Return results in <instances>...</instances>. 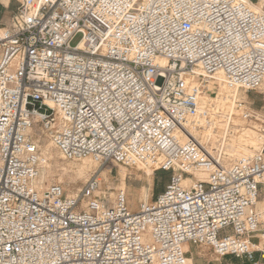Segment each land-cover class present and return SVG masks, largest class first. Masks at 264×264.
I'll return each mask as SVG.
<instances>
[{
	"label": "built area",
	"instance_id": "2783aa9c",
	"mask_svg": "<svg viewBox=\"0 0 264 264\" xmlns=\"http://www.w3.org/2000/svg\"><path fill=\"white\" fill-rule=\"evenodd\" d=\"M250 2L18 0L0 28V264H187L184 244L264 260V143L226 161L188 135L210 115L213 75L246 92L263 81L264 12ZM35 126L66 160L170 178L135 212L96 173L66 194L42 180Z\"/></svg>",
	"mask_w": 264,
	"mask_h": 264
},
{
	"label": "rangeland",
	"instance_id": "374dc122",
	"mask_svg": "<svg viewBox=\"0 0 264 264\" xmlns=\"http://www.w3.org/2000/svg\"><path fill=\"white\" fill-rule=\"evenodd\" d=\"M17 2L18 0H10L8 9L11 11V13L6 15L3 23L0 24V28L4 27L9 21V18L13 13L12 10L16 7ZM256 4L260 5L262 10H264V1L258 2ZM78 39L79 36L74 39L73 44L76 43ZM212 81H210L207 86L209 92L205 93L208 98H204L206 101V108L208 109L211 116L203 115L206 118L207 125L216 122L215 119L218 120L217 124L215 125H218V123H223L226 115H228L227 110L229 103H227L226 106H221V108L217 106L218 102L213 100V98H215L217 95L219 87L216 83H214V81ZM238 102H243L245 108L255 117L261 116L264 119V81H262L260 87L256 90L246 92L240 89L235 104H238ZM235 104L232 106L234 110L231 115L232 119L237 117L240 120H244L246 121L248 127L260 132L264 127V123L260 122L259 120H255L254 118L250 120L244 119L241 116V111L235 108ZM220 113L225 115L218 116ZM196 119L197 118H194L192 120L191 125L196 123ZM204 131L200 130L197 137L201 140L208 141L207 144L213 148L212 151L216 153L221 152L226 161H230L238 157L235 151L231 152L226 148H220L218 147V141L217 143L214 142L220 139V134L216 135V137L211 136L209 139L204 137ZM32 133L34 134L35 139L38 141L42 158V180L45 184L56 182L60 183L63 186L66 194L76 193L83 186L89 176L93 173H96L101 180V190L107 195L108 193L110 194L113 192L111 196L114 197L118 188L124 189L127 194V205L131 211L135 212L137 211L140 202H145L143 200L142 191L147 192V202H150L164 189L170 178L169 171L166 172L157 169L154 170L150 175H146L144 173V169H139L138 166H125L123 164H116L113 162L103 163L95 157H86L83 161L66 160L51 144L48 137L42 132L40 126H35L32 129ZM226 137L229 139L231 137L230 133ZM212 141L214 143H212ZM149 167L152 168V166ZM122 172H124V174ZM258 200H264V186L260 192ZM187 256H193L194 264H249V262L244 258L235 257L233 255H225L220 257L216 255L210 247L205 245L189 244Z\"/></svg>",
	"mask_w": 264,
	"mask_h": 264
},
{
	"label": "bare ground",
	"instance_id": "6f19581e",
	"mask_svg": "<svg viewBox=\"0 0 264 264\" xmlns=\"http://www.w3.org/2000/svg\"><path fill=\"white\" fill-rule=\"evenodd\" d=\"M1 1L7 2V0H1ZM250 4L255 10L259 12H264V10H262V7L260 5L255 4L253 2H250ZM0 34H1V29H0ZM213 78H216V81H214V83H216L219 87V91L217 95L215 96V98H213V100L218 102L217 106L219 108H221V106H226V104L229 103L228 110H227L228 115H226L223 123H218V125H215L217 124V121H218L217 119H215L216 122L207 125L205 116L201 114L195 120L196 123L191 125L190 129L188 130L189 132L188 135L190 137L196 138L200 130L202 131L205 130L204 137L210 139L211 136L216 137V135L220 134V139L214 141L216 143L218 141L219 143L218 147L226 148L227 150L231 152L235 151L238 156L245 155V154H251L253 153V151L255 152V151L261 150L262 145L264 143V140L262 139V135L264 134V127L262 128L260 132H258V131H255L253 128L248 127L246 124V121L240 120L237 117L232 119L231 115H232V112H234L232 106H234L236 102V98L238 96L240 89L226 84L223 81V79L220 76H218V74L213 75ZM263 81H264V78H263ZM206 97L207 96L205 95V92H203L200 96L201 105L203 106V108H206V101L204 100V98ZM252 116L254 115L252 114ZM254 119L259 120L260 122L264 123V119L261 116H256V117L254 116ZM229 133L231 137L227 139L226 136ZM214 142L212 141V143ZM81 160L83 161L85 160V158H81L78 161H81ZM41 163H42V158H41ZM137 166L139 169L143 168L144 173L146 175H150L154 171L153 168L149 167L150 165L138 164ZM122 173L124 174V172ZM195 174L199 177L201 176V174L198 171H196ZM185 182H188V180L185 179ZM112 194L113 192L110 193V195ZM142 194H143V200L147 202L148 200L147 192L142 191ZM257 207H258V210H260V219L263 220L264 219V200H257ZM184 249H185V244H184ZM186 263L194 264L192 257L187 256Z\"/></svg>",
	"mask_w": 264,
	"mask_h": 264
},
{
	"label": "crops",
	"instance_id": "0c3cea01",
	"mask_svg": "<svg viewBox=\"0 0 264 264\" xmlns=\"http://www.w3.org/2000/svg\"><path fill=\"white\" fill-rule=\"evenodd\" d=\"M250 1L256 4L258 2H263L264 0H250ZM9 3H10V0H7V2H2L0 0V24L3 23V20L7 14L11 13V11L8 9ZM15 8L13 10H15ZM13 10H12V12H14ZM262 188H261V190H262ZM261 230H264V224L261 226ZM253 241L257 245L258 248L264 249V232H260V233L255 234ZM185 249L186 250L189 249L188 244H185ZM190 257H192V260H194L193 256H190ZM255 260L257 261L256 264H264V260H262L260 258V253L258 251L255 252ZM248 262H249V264H255L252 261H248Z\"/></svg>",
	"mask_w": 264,
	"mask_h": 264
},
{
	"label": "trees",
	"instance_id": "16d2710c",
	"mask_svg": "<svg viewBox=\"0 0 264 264\" xmlns=\"http://www.w3.org/2000/svg\"><path fill=\"white\" fill-rule=\"evenodd\" d=\"M161 171H164V170H161ZM167 172V171H166Z\"/></svg>",
	"mask_w": 264,
	"mask_h": 264
}]
</instances>
